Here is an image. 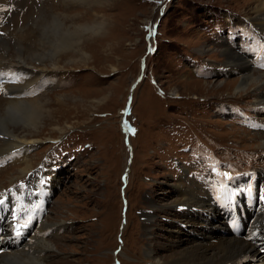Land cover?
I'll use <instances>...</instances> for the list:
<instances>
[{"label": "rangeland", "instance_id": "1", "mask_svg": "<svg viewBox=\"0 0 264 264\" xmlns=\"http://www.w3.org/2000/svg\"><path fill=\"white\" fill-rule=\"evenodd\" d=\"M253 1L0 0L1 64L33 67L50 79L45 86L40 78L25 88L27 98L42 95L48 102L35 127L8 117L17 110L7 107L10 89L0 83V109L8 112L0 119V148L6 129L19 139L35 138L3 157L0 194L10 195L20 179L30 178L37 189L43 180L38 175H49L44 181L52 192L42 219L55 227L45 237L52 245L44 251L47 264H158L150 250L164 255L171 246L176 249L174 239L201 240V221L187 219L175 187L183 193L199 190L194 197L204 199L201 184L208 173L202 163L225 162L223 173L259 170L257 187L264 196V125L250 126L246 118L257 114V105L264 116V29L247 17ZM72 26L81 27L77 41L53 51L58 33ZM88 26L92 30H83ZM206 65H222L225 71L215 77L209 72L213 68L205 69L203 75ZM8 69L18 73L12 84L28 72ZM251 76L262 79L239 88L241 79ZM219 103L247 115L240 121L229 106L219 112ZM189 161H198L201 172ZM26 163L31 167L25 172ZM213 164L208 165L212 172ZM57 172L58 182L52 178ZM235 187L240 194L229 196L245 205H252L249 195L253 204L262 200L257 191ZM190 224L196 226L194 235ZM245 238L256 244L247 232Z\"/></svg>", "mask_w": 264, "mask_h": 264}, {"label": "bare ground", "instance_id": "2", "mask_svg": "<svg viewBox=\"0 0 264 264\" xmlns=\"http://www.w3.org/2000/svg\"><path fill=\"white\" fill-rule=\"evenodd\" d=\"M95 1L96 0H93V2H95ZM261 1L254 0L251 4L249 3V5H250L249 6V13H247L248 11L246 13L248 14L247 17L249 19H251L256 25H258L260 29H264V1H262L263 3ZM99 2H101V1H99ZM240 19L242 20L243 16H241L239 18V20ZM52 24H53V22L49 21V25L47 26V30L52 27ZM56 26H57V24H56ZM98 26H99V24H98ZM80 28H81L80 26H78V27L74 26L71 29H69V28L65 29L64 28L61 30V32L59 31L60 33H58L55 40L53 39L54 37L51 36L55 42V44H54L55 48L53 49V51L55 50V51L61 52V48H63L64 46L68 47V46L73 44L72 40H74V42H76L77 37H79L78 30ZM90 29L92 30V26H90L88 29L83 28V30H88V31ZM47 38L50 40L49 36H47ZM219 38L223 42V39L221 37H219ZM49 40H48L47 44L53 45L51 42H49ZM109 47H110V45H109ZM78 50L79 49L77 46L75 51H78ZM225 52L227 54V58H229L231 56V53L228 51H225ZM236 53L240 57H242L243 60H247L250 63L248 58H246L245 56H243L242 54H240L237 51H236ZM49 54H51V53H49ZM233 58L235 61H237L236 56H234ZM41 59L42 58H40V60ZM3 60H4V57L0 56V83H3L6 88L9 87V89H10V91H9L10 93L8 94L10 96V99H8L7 101L5 100V101L8 103V106H7L8 108L17 110V114H9L8 117L11 118L13 116V118L19 119L20 121H22L26 125L35 127L36 124H38V122L40 121L39 117L43 114L44 111L47 112V109H45L46 108L45 105L48 102L43 103L42 102L43 100L41 101L42 98H40V97L42 95L32 96V97L27 98L28 92H25L26 91L25 88L27 85H29L33 82L40 81V78H42L41 82H43V85L45 83H47L48 81H50V79L49 78L48 79L43 78L41 73L39 74L38 70L34 69L33 67H28L26 65H21V64L17 63V65H9V66H11L14 70H17L19 68H23V69H26L28 72H26V73L22 72L23 74H19V77L16 79V81L13 84L12 83L11 84L4 83L3 77L8 76V73H9L8 67L9 66H8L6 61H5V64L2 65L1 63L3 62ZM243 63H245V62H243ZM243 67H244V65H243ZM250 69H254V68L250 67ZM218 74H219V71L216 70V68H213V76L217 77V76H219ZM259 78L262 79L259 76H254V77L251 76L250 78H242L240 81L239 88H242V84H247V86H248V85L259 82L260 81ZM0 89H2V88L0 87ZM27 89H29V88H27ZM260 104H264V102L262 101ZM257 106H256L257 114L255 117V121L263 123V125H264V116L262 117L261 116L262 113L259 111V108L262 106L261 105H259L258 107ZM225 109H226V107H225ZM2 112L0 109V117H1L0 119H2L3 117H6L8 114V112H5V110H3ZM5 114H6V116H3ZM51 121L52 120L50 119V122ZM2 126H3V124H2ZM57 129H61V128H57ZM5 132H6V137H4L3 146L0 148V156H4L6 154H10L12 156L15 152L20 151V149H22V147H24L25 145H28V143H30L32 140L35 139V138L34 139L27 138L28 136H22L24 138L21 137V139H19L20 134L19 135L13 134L8 129H6ZM22 134H24V133H22ZM27 134L29 135V133H27ZM17 156H18V153L16 154L15 158ZM30 165L31 164L26 165V167L24 168L25 172L27 171L28 168L31 167ZM58 174L59 173L57 172V174L53 175V177H52L53 180H56L57 182L59 180ZM259 174H260L259 171H254L251 175H247V176H244V175L232 176V175H230L227 177V176L221 175V173L219 174L218 171H215L214 175L208 179L212 182L210 187L205 189L204 185H203V191L205 193V190H206V193H207V196H205L204 199L194 197L200 193L199 190L197 191L196 189H189L187 193H183L181 191V186H176L175 189H176L177 193L179 195H181V197L183 199V202H181L179 208L180 209H183V208L186 209V211H187L186 217H188L187 219H189L190 217H193L196 219V221L198 220V223H200L199 221H201V223L199 224L200 230L197 228L198 229L197 235L199 238H201V240H198V241L196 240L194 244H190L189 241H184V244H183L181 240L174 239L175 244L173 246H176V249L172 248V246L170 248L167 247L168 252H165L164 255H157L156 253H154L155 251L153 252V250L149 251L150 252L149 255L153 258V262H156L158 264H237L239 259H241V260H243V258L244 259L245 258L252 259V258H255L256 256H259L260 254L258 252V247L256 246L258 241L255 242L256 244H254L253 241H251V240L250 241H248V240L243 241L242 239L245 238V234L241 237L231 235L229 230L227 229V227L224 225L223 215L220 213V211H221V212L226 213V215H231L238 208L246 206L245 204H243L241 202V200H238L233 194H231V196H229V193H234L236 195H239L240 193L238 190H240V188L235 187L237 185L243 186L244 188L243 187L242 188L245 190L246 193L250 192L252 194L255 191H257L259 193V191L257 190V184H256V180H257ZM229 181H231V182L236 181L239 183L235 186H232L231 184L228 183ZM23 184H24V182H21V184H20L21 187ZM25 186H27V187L22 188L23 189L22 195L24 193H25V195L23 197H22V195H19V197H18L19 200L24 201L23 210L19 211V215L21 217L28 216L29 213L31 212V210L34 209V214L32 217V223L30 226L31 230L26 232V229L28 227L20 226L21 231L24 232L23 233V236L25 237L24 240L19 245V247L7 249L6 251H0V264H47L44 261L45 252L46 251L48 252V250L52 248V245L50 244V242L45 237H46L47 233L51 235V230H52L53 226L55 227V225L49 223L48 221H45V223H44L43 219H42V215H43L44 211L46 210V205H47L46 204V197L50 192H52V184L45 182L44 180H40V182H38L37 189H36V187L33 186V183H30L29 181L27 183H25ZM201 193H203V192H201ZM217 195L220 198L217 197ZM12 196L14 198H16V195L14 193H12ZM10 198H12V197H10ZM225 198H226V200L224 202L222 199H225ZM5 199L8 201L5 210L7 212H10L11 206H10L9 200L6 196H5ZM205 201L206 202L208 201L209 204H211V208L208 209V207H203V205H205V203H206ZM247 201L249 204L256 206L255 207L256 208V214L253 216V218L249 224V227L247 230V237L252 235L253 238H257L258 234H255V233L260 232L259 223H260L262 217H264V203L261 200V201H257L256 204H258V206L256 204H253L252 200L250 199V195L248 196ZM192 202H195L196 204L192 203ZM173 204H174V207H176L177 203L174 202ZM198 204H200V205H198ZM214 206L216 208H214ZM188 209H190L193 212L192 216L189 215L190 211ZM193 209H197L198 211L194 212ZM181 213L185 214L183 211H181ZM147 217H150V216L147 215ZM222 219H223V222H221ZM17 220H19V219L17 218ZM20 221H22V220H20ZM42 223H44V224H42ZM183 224H184V226H183ZM177 225L182 227V229L190 230V227H188L186 225V223H177ZM190 226L194 227V228H192V231H191L192 235H194L196 233V231H194L196 226L191 225V224H190ZM8 227H9V230L14 228L10 224H8ZM204 232H206L207 234H205ZM6 234H8V232H6ZM215 234H217V235H215ZM188 235L190 237H192V235L190 233H188ZM245 239H247V238H245ZM28 241H29V243L26 244ZM10 242H11V240H10ZM176 243H177V245H176ZM40 252H41L42 256L38 255V253H40ZM167 253H169V254H167ZM166 255L167 256L170 255V256H169V258L167 257L166 259H164V256H166ZM261 259L263 260L261 262V264H264V256L263 255H261Z\"/></svg>", "mask_w": 264, "mask_h": 264}, {"label": "snow or ice", "instance_id": "3", "mask_svg": "<svg viewBox=\"0 0 264 264\" xmlns=\"http://www.w3.org/2000/svg\"><path fill=\"white\" fill-rule=\"evenodd\" d=\"M5 203V200L0 199V205H3Z\"/></svg>", "mask_w": 264, "mask_h": 264}]
</instances>
